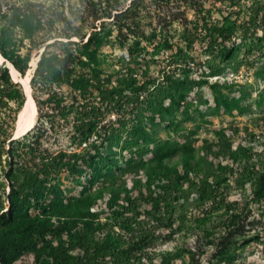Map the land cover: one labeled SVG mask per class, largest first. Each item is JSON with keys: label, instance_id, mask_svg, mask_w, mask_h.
Instances as JSON below:
<instances>
[{"label": "trees", "instance_id": "obj_1", "mask_svg": "<svg viewBox=\"0 0 264 264\" xmlns=\"http://www.w3.org/2000/svg\"><path fill=\"white\" fill-rule=\"evenodd\" d=\"M242 1L130 0L126 5L121 0H0V53L24 73L33 51L38 54L42 49L30 83L33 90L51 91L43 103L33 91L38 114L34 133L28 131L15 140L25 148L14 150L13 140L8 139L26 93L11 77L9 67L0 64V166L8 160V201L14 205L20 196L53 187L52 177L63 172L84 187L79 195L43 206L35 215L7 219L0 226L1 264H154L150 248L181 231L188 212H194L195 227H202L204 240L198 242L197 249L187 248V264H202L203 254L205 264H249L238 254L251 241L253 236L247 238L250 231L257 230L256 239L264 233V146L253 152L252 147L238 146L218 130L215 140L204 139L197 148L195 139L188 136L175 143L142 130V144L129 141L119 155L107 154V145L120 126H134L153 111L159 121L179 125L161 114L163 104L155 106L152 97L168 85L177 88L180 76L172 70L151 76L146 68L137 70L134 65L108 71L98 58L113 28L119 43L127 48L125 54L140 53V41L130 42V35H145L142 22L148 16L157 17L165 33L176 24L183 27L181 39L189 46L200 33L207 51L216 44L226 46L233 35L244 46L251 38L259 40L258 29L264 22L261 4L248 5L247 13L235 20L224 16L221 24L207 17L213 7L209 2L234 9ZM189 7L195 11L196 22L188 18ZM246 16L249 18L242 19ZM103 17L111 20L106 22ZM152 29L156 33V27ZM147 40L155 42L149 36ZM159 45L173 55L171 64L181 57L192 59L172 35L167 34ZM256 45L250 42V48ZM230 49L239 51L241 45L232 42ZM53 83L68 87L70 104L61 101V89H51ZM235 83L236 78L228 87ZM222 95L216 94V111L244 112L240 96ZM45 104L48 109L43 112ZM109 115L115 119L105 120ZM44 116L51 126L57 125V117L58 123L72 117L70 149L49 152L39 147ZM257 120L264 122V114ZM231 129L233 134L235 127ZM135 145H146L149 156L140 157L132 150ZM83 165L93 172H107L93 189L86 187L88 178L80 172ZM113 167L119 172L110 173ZM238 183H248V199L228 198L227 191ZM3 202L0 196V211ZM253 205L259 206V218L250 217ZM218 212L220 219L214 222ZM208 221L214 223L206 226ZM239 239H243L241 243Z\"/></svg>", "mask_w": 264, "mask_h": 264}, {"label": "rangeland", "instance_id": "obj_2", "mask_svg": "<svg viewBox=\"0 0 264 264\" xmlns=\"http://www.w3.org/2000/svg\"><path fill=\"white\" fill-rule=\"evenodd\" d=\"M121 1L126 5L130 2V0ZM209 3L213 7L211 9V14L207 17L208 20L210 19L214 24H221L219 22L223 20L224 16L235 20L238 16L242 14L245 15L248 10H246L248 5L259 3L264 7V0H245L234 9L228 6L224 7L220 2ZM187 12L188 18L196 22L197 17L194 14V9L189 7ZM248 18L249 17L246 16L242 19L246 20ZM103 19L106 20V22L111 20V18L107 17H103ZM157 20V17H146L142 22L145 28V35L139 37L130 35V42L133 40L140 41V53L136 50L133 54H125L127 48L119 43L115 29L113 28L111 34L100 47L98 58L108 71L113 67L116 68V66H123L124 70H126L128 66L134 65L137 70L146 68V73L148 75L151 74V76L161 73L163 70L166 72L172 70V72L179 75L180 81L175 83L177 84V88L168 85V88L172 93L168 92L167 88L157 92L152 97L155 106L160 102L163 104L162 109L164 112L160 111L161 114L163 116L166 114L169 115L170 118H173L179 125H169L164 121H159L156 118L157 112L153 113V111L152 113H149L147 118L142 116L143 121H136L134 126L130 125L126 128L120 126L115 131V136L107 145V154L109 153L113 156L119 155L122 146L128 144L129 141L136 143V141L140 140V144H142V130L143 132H149L151 136L156 138H167L175 143L184 142L186 136H188L191 139H195V146L197 148L204 143V139H207L208 141L215 140L217 136L216 131L221 130L225 132L226 136L230 137L233 142L238 143V146L243 148L245 146H250L252 147L253 152L263 149L264 122H259L258 120L255 121V118L264 114V22L258 29L257 36L259 40L256 39L257 37L251 38V40L246 41L247 44H244L243 46L239 39L233 35L230 41L225 44L226 46H224V44H216L212 47L211 51H207V49H205L204 38L200 35L201 33L194 35V42L189 46V44H185L181 39L183 36L180 34L183 27L176 24L177 26L169 29L170 33H165L163 29L160 28ZM77 24H79V21H77ZM154 26L156 27V33L154 29H152ZM84 29L85 28L83 27V30ZM167 34L172 35V40L180 44L183 47L184 52L187 51L192 59L188 58L185 60L181 57L177 60L176 64H171L173 55L170 51L161 50L159 45ZM148 36L155 40V42L150 44L147 43ZM74 38L77 39L76 36H74ZM252 41L257 45L250 48V42ZM232 42L236 45L239 43L241 49L239 51L236 49L231 50L230 46ZM153 44H156L155 48H152ZM157 50L161 51L159 54L153 56L151 53L153 51L156 53ZM41 51L42 49L40 52ZM40 52L36 54V51H33L29 61V67L24 73L17 71L21 76H25L30 72V94L33 97L32 93L34 91L36 97L43 103L46 102L48 92L51 91L42 90L36 87H34L33 90L30 83L31 76L36 66V62L33 64L32 61H37ZM235 54L236 56L234 59ZM147 74L145 75L148 77ZM11 77L13 80L19 81L25 91L22 81L15 79L12 74ZM234 78H236L237 83L228 87L229 81H232ZM215 80L218 81L216 82V86L213 87L211 84L215 83ZM51 89H61V101L65 104L71 103V99L68 95L69 89L65 84L59 86L58 84L53 83ZM219 92H222L227 98L240 96V100L243 106H245L244 112L232 115L224 109L216 111L214 108L216 102L215 98L216 94H219ZM170 93L171 95H169ZM224 95H222V97H224ZM172 97L175 99L173 100ZM42 103L41 105H43ZM43 108V112H45V110L48 109V106L45 104ZM19 112L12 124V133L8 139V141L11 139L13 140L12 145L14 150H24L23 148H25L23 144L15 141L24 136L20 135L19 137H15ZM135 114L136 120H139L138 112ZM153 114H155V116ZM37 115L35 124L37 121ZM69 117L70 119L68 121H63L62 123H58L57 117V120L55 121V124H57L56 126H51V123L47 121L46 116L43 117L42 121L45 123L43 125L44 132L39 146L40 148L53 152L61 147H70L69 137L73 122L72 117ZM113 117V115H109L105 120L109 118L115 119V117ZM59 124H61V126ZM232 126L235 127V132L233 134V130L231 129ZM33 128L31 129L32 131L29 130L31 131L30 133H34ZM8 141L6 142V147H9ZM137 147V145L133 146L132 150H136L135 153L140 157H146L148 155L146 145H143L142 147L140 145L138 148ZM8 165V160H6L0 166V196L4 201L3 208L0 211V214L4 212L2 217L0 216V226L7 222V219L9 218L14 219L35 215L43 206L55 204L62 199H71L84 190V187L82 186L83 184L73 183L72 177L63 172L62 174L52 177L51 182L54 184L53 187H46L43 190L33 191L28 195L20 196L15 199V204L12 205L7 198L9 187L5 179V174L8 172ZM80 172L81 175L84 174L85 177L88 178L87 181L84 180V182H86V187L91 189L95 188L100 183L103 176L107 174V172H93L85 165L81 167ZM109 172L119 171L117 167H113ZM227 193L228 198L245 200L249 198L251 191L248 183H244V185L238 183L237 185L231 186V190H228ZM253 207L254 209L250 217L256 216V218H259V206L253 205ZM219 214L220 212H218L213 219L214 222H217L220 219ZM221 216L224 215L221 214ZM194 220V212H188L187 218L183 221L181 231L176 233L170 240L159 243L150 248V252L153 253L154 264H160L161 261L165 259L169 261V264H187V259L189 258V255L186 253L187 248L197 249L198 242L204 240L201 231L202 227H195ZM261 220L264 222V219ZM214 222L208 221L206 226H211ZM190 228L192 230H189ZM256 231L257 230L250 231L247 238L253 236L251 241L246 244L245 250L238 254L240 260H246L249 264H261L264 261V244L262 240L264 239V233L261 231L258 235V239H256L255 236L257 235L254 233ZM242 240L243 239H239V243H241ZM204 248L206 251H209L210 246L206 244ZM205 259L206 255L203 254L201 257L202 264H205Z\"/></svg>", "mask_w": 264, "mask_h": 264}, {"label": "bare ground", "instance_id": "obj_3", "mask_svg": "<svg viewBox=\"0 0 264 264\" xmlns=\"http://www.w3.org/2000/svg\"><path fill=\"white\" fill-rule=\"evenodd\" d=\"M3 59L4 57L0 53V62H2ZM32 62L33 64H35L36 60H33ZM8 65H9L10 72L13 75V77L17 80L22 81L25 87L26 94H27L24 105L22 109L20 110L18 118H17V125H16V130H15V136L17 137L35 123L36 115H37V106H36L34 98L30 94V89H29L30 72L27 73L25 76H21L18 74L17 69L11 63H9Z\"/></svg>", "mask_w": 264, "mask_h": 264}, {"label": "water", "instance_id": "obj_4", "mask_svg": "<svg viewBox=\"0 0 264 264\" xmlns=\"http://www.w3.org/2000/svg\"><path fill=\"white\" fill-rule=\"evenodd\" d=\"M39 59V55H38V58H37V60ZM37 62V61H36ZM2 64H4V65H6L7 67H9V63H11L10 61H8V60H6L5 58L3 59V61L1 62ZM12 64V63H11ZM10 69V68H9ZM35 124V123H34ZM34 124L30 127V128H28V129H26L21 135H24V134H26L29 130H31L32 128H33V126H34ZM20 136V135H19ZM19 136H17V137H19ZM16 137V136H15Z\"/></svg>", "mask_w": 264, "mask_h": 264}]
</instances>
